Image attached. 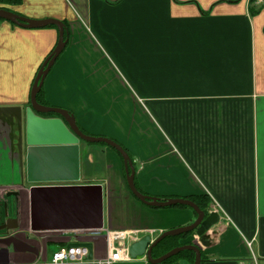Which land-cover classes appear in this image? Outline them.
Returning <instances> with one entry per match:
<instances>
[{"label":"crops","instance_id":"0c3cea01","mask_svg":"<svg viewBox=\"0 0 264 264\" xmlns=\"http://www.w3.org/2000/svg\"><path fill=\"white\" fill-rule=\"evenodd\" d=\"M0 8L67 26L41 99L123 147L141 194L219 206V222L188 238L202 264H264V0H0ZM57 39L54 28L2 21L0 109L29 106ZM11 120L0 114V226L15 227L9 236L36 252L0 245V264L40 263L79 231L35 225L33 188H95L103 229L138 239L195 221L190 210L138 202L121 159L104 145L79 143V181L28 183ZM88 243L104 256L103 238Z\"/></svg>","mask_w":264,"mask_h":264},{"label":"water","instance_id":"95a60500","mask_svg":"<svg viewBox=\"0 0 264 264\" xmlns=\"http://www.w3.org/2000/svg\"><path fill=\"white\" fill-rule=\"evenodd\" d=\"M0 20L27 29H42L55 27L58 33L57 43L52 53L45 59L34 79L30 90L29 106L21 108L0 109V114H11L12 126L17 132V147L21 169H25L26 181L36 183H74L79 181V143L103 144L117 152L123 161L125 181L130 194L142 205L165 209L183 206L191 209L195 221L185 227L176 228L160 234L151 240L145 235L128 247L132 260L145 257L147 264H162L183 252L194 254L193 264H201V251L196 245H183L172 249L166 254L154 258L157 246L166 238H175L185 234H194L201 238L219 222L218 214L205 212L188 199H165L148 197L141 194L135 187V168L129 155L114 141L103 137L85 135L77 126L74 117L66 110L47 107L37 102V95L51 68L66 47L64 38L65 26L54 19L29 20L8 10L0 8ZM53 115L54 117H46ZM95 188L68 187L35 189L33 193V223L44 221L50 229H75L97 231L103 229L101 215V193H95ZM15 227L5 222L0 231L6 234ZM0 245L12 247L17 253H35L29 245L6 235L0 238ZM91 248L90 245H86Z\"/></svg>","mask_w":264,"mask_h":264},{"label":"built area","instance_id":"2783aa9c","mask_svg":"<svg viewBox=\"0 0 264 264\" xmlns=\"http://www.w3.org/2000/svg\"><path fill=\"white\" fill-rule=\"evenodd\" d=\"M226 2H236L237 0H224ZM2 21L0 20V25ZM219 206L213 202L209 207L206 216L209 214H219ZM67 240L63 246L58 247L50 255V258H43L36 264H133L141 261L146 262L145 257L141 260H132L128 253V247L132 242L138 240L137 234L132 232H112L108 229L97 231H71L67 232ZM94 238L104 239V256L100 257L94 246L88 240ZM86 245H90L88 248ZM35 264V263H34Z\"/></svg>","mask_w":264,"mask_h":264},{"label":"trees","instance_id":"16d2710c","mask_svg":"<svg viewBox=\"0 0 264 264\" xmlns=\"http://www.w3.org/2000/svg\"><path fill=\"white\" fill-rule=\"evenodd\" d=\"M251 1V4H254L256 0H250ZM4 22V21H3ZM50 28H54L56 29L55 27H50ZM65 31L66 33L64 34V38L66 40H68V28L67 26L65 25ZM67 45V44H66ZM42 93H43V87L42 89L40 90V92L38 93L37 95V102L41 105H44V106H47L43 101H42ZM46 117H54L53 115H48ZM82 131V130H81ZM83 132V131H82ZM105 146V145H104ZM107 147V146H106ZM123 148V147H122ZM123 150H125L123 148ZM126 151V150H125ZM115 152V151H114ZM119 158L121 159L122 161V158L120 157V155L115 152ZM131 159V158H130ZM123 163V161H122ZM134 168H135V165L133 164ZM134 183H135V187L136 189L138 190L137 186H136V181L134 180ZM139 191V190H138ZM140 192V191H139ZM141 193V192H140ZM188 200L194 202L199 208L200 210H202L203 212H205V214L207 213L208 211V206H209V203H210V200L207 198V197H199V198H194V199H190L188 198ZM175 208V207H173ZM176 208H180V209H186V210H190L192 211L191 209L187 208V207H183V206H176ZM192 213L194 214V212L192 211ZM195 216V214H194ZM196 218V216H195ZM192 235V233L190 234H185V235H181L179 237H175V238H166L164 239L158 246L157 248L155 249L154 251V254H153V257L154 258H158L164 254H166L167 252L171 251L172 249L174 248H177V247H180V246H183V245H190L189 243H181L180 244H177V242L179 240H186L188 239L190 236ZM204 237V236H203ZM201 251V250H200ZM190 258L189 261H190V264H193L194 262V254L192 252H183V253H180L178 255H176L175 257H172L170 258L169 260L165 261L164 263L162 264H175L176 262H181L183 261L184 259L186 258ZM205 262L204 258H203V254L201 253V264Z\"/></svg>","mask_w":264,"mask_h":264},{"label":"rangeland","instance_id":"374dc122","mask_svg":"<svg viewBox=\"0 0 264 264\" xmlns=\"http://www.w3.org/2000/svg\"><path fill=\"white\" fill-rule=\"evenodd\" d=\"M47 107H53V106H47ZM53 108H55V107H53ZM58 109H61V108H58ZM63 110H64V109H63ZM108 118L111 119L110 117H108ZM83 133H84L85 135H87V136H90V137H103V136H95V135H91V134H88V133H86V132H84V131H83ZM103 138H106V137H103ZM108 139H109V138H108ZM93 145H101V146H103V144H93ZM0 232H1L2 235L4 234L5 237H6V235L9 236V233L6 234L5 231H0ZM194 236H196V235L194 234V235H193V238H195ZM43 239H45V238H43ZM151 239H152V237H151ZM180 242H181V243H184V244H185V243H189V244L195 245L194 243H191L190 239L179 240V241L177 242V244H180ZM51 250H52V249H49L48 251H46L47 259L50 258ZM141 259H142V258H139V260H141ZM177 263L182 264L183 262L181 261V262H177ZM133 264H147V263L144 262V261H141V262L133 263Z\"/></svg>","mask_w":264,"mask_h":264}]
</instances>
